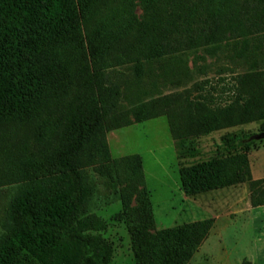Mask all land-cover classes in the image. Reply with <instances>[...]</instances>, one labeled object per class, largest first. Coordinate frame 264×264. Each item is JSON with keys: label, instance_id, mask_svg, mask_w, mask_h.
I'll list each match as a JSON object with an SVG mask.
<instances>
[{"label": "trees", "instance_id": "16d2710c", "mask_svg": "<svg viewBox=\"0 0 264 264\" xmlns=\"http://www.w3.org/2000/svg\"><path fill=\"white\" fill-rule=\"evenodd\" d=\"M0 0V186L18 184L0 236V264H111L108 225L85 207V170L126 183L122 192L136 264H189L215 218L154 230L140 155L113 159L107 133L162 116L169 119L180 177L190 198L248 185L252 207L264 206V178L254 179L250 144L198 159L202 138L264 121V70L237 73L222 88L183 103L177 94L143 101L133 121L113 110V71L132 64L214 54L223 42L264 33V0ZM124 21L117 26L111 22ZM181 71V70H180ZM188 73V72H187ZM186 76V74H184ZM165 77V76H164ZM203 82L194 86L204 91ZM133 198L142 206L132 207ZM242 264H251L244 260Z\"/></svg>", "mask_w": 264, "mask_h": 264}, {"label": "rangeland", "instance_id": "374dc122", "mask_svg": "<svg viewBox=\"0 0 264 264\" xmlns=\"http://www.w3.org/2000/svg\"><path fill=\"white\" fill-rule=\"evenodd\" d=\"M131 3L134 12L140 15L142 10L137 4L138 0ZM111 23L119 26L124 21L118 19ZM246 40L249 49L242 59L235 55V48L243 41L239 39L223 42L221 49L214 54H209L204 49L189 51L183 55L185 63H181L180 58L144 63L142 78H138L132 64L117 67L111 76V83L118 91L113 110L126 120L133 121L131 110L134 106L168 94L180 95L183 103L208 92L220 100H225L226 95L222 93V88L234 74L264 70V33L250 36ZM203 82H209L205 83L204 91H195V84ZM262 134L264 121L215 132L200 140L199 155L195 160L215 157L223 138L230 141L234 148L250 144L249 154L256 156L255 152H264V138H257ZM106 136L113 159L133 154L142 158L145 188L149 193L154 215L153 231L199 218L204 220L215 216L218 219V224H215L209 238L189 264H242L254 254L264 256V243L262 242L263 246H255L254 231L247 223H242L241 212L246 214L248 208L247 184L198 196L200 205H207L206 211L202 210L194 218L189 216V207L182 201L183 187L179 165V153L187 147L183 148L173 139L166 116L132 123L109 131ZM111 166L114 179L99 174L93 167L85 170L87 183L91 188L85 207L86 214H93L108 225L107 236L114 248L111 264H136L131 233L124 220L122 192L127 184L116 177L114 165ZM18 187V184L0 186V236L3 233L2 224L7 209L18 192ZM132 207L135 212L142 210V206L134 198ZM256 223L264 241V222L258 218Z\"/></svg>", "mask_w": 264, "mask_h": 264}, {"label": "crops", "instance_id": "0c3cea01", "mask_svg": "<svg viewBox=\"0 0 264 264\" xmlns=\"http://www.w3.org/2000/svg\"><path fill=\"white\" fill-rule=\"evenodd\" d=\"M261 151H263V150L255 152V153H257V154H255L256 156H254L253 153L249 154V161H250L252 175H253L254 179L264 178V152L262 153ZM242 185H245V184H242ZM242 185H239V186H242ZM235 187L236 186L229 187V188L233 189ZM229 188H225V189H229ZM197 197L196 198L187 197L185 195L184 191H182V199H183L182 201L189 207V211H190L189 216L191 218L197 217V215L199 213H202V210L204 211L205 207L207 206V205L205 206L204 203H203L204 205L203 204L200 205V203L197 201V199H198ZM247 204H248V208L246 209L247 213L244 214L241 212V214H243V217H242L243 222L242 223H244V224L247 223V225L250 226L249 228H252V230L254 231L253 240H254L255 246H257V247L263 246L262 244L264 243V241H262V235H261V232L258 231L256 222H257L258 218H260L261 222H264V206L252 207L251 203H250V199H249V192H248ZM206 218H208V217H206ZM209 218H215V216H212ZM198 220H202V219L199 218V219L191 220V221H188L187 223L198 221ZM216 223L218 224V219L216 220ZM248 261L251 264H264V256L254 254L253 257H248Z\"/></svg>", "mask_w": 264, "mask_h": 264}, {"label": "water", "instance_id": "95a60500", "mask_svg": "<svg viewBox=\"0 0 264 264\" xmlns=\"http://www.w3.org/2000/svg\"><path fill=\"white\" fill-rule=\"evenodd\" d=\"M257 138H264V134L257 136Z\"/></svg>", "mask_w": 264, "mask_h": 264}]
</instances>
